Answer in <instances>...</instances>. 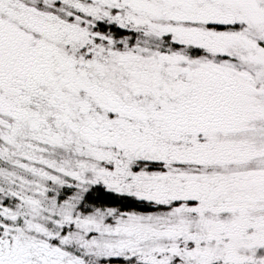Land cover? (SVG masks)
<instances>
[{
	"label": "snow or ice",
	"instance_id": "6c2138e0",
	"mask_svg": "<svg viewBox=\"0 0 264 264\" xmlns=\"http://www.w3.org/2000/svg\"><path fill=\"white\" fill-rule=\"evenodd\" d=\"M0 264H264V0H0Z\"/></svg>",
	"mask_w": 264,
	"mask_h": 264
}]
</instances>
